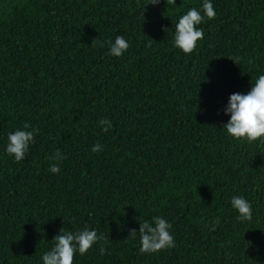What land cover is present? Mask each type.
Segmentation results:
<instances>
[{
    "label": "trees",
    "instance_id": "16d2710c",
    "mask_svg": "<svg viewBox=\"0 0 264 264\" xmlns=\"http://www.w3.org/2000/svg\"><path fill=\"white\" fill-rule=\"evenodd\" d=\"M212 2L185 54L175 25L203 0H0V264H42L61 229L86 227L105 239L73 264H264V143L223 128L229 95L264 74V0ZM25 122L35 144L16 162L7 135ZM154 216L175 246L142 253Z\"/></svg>",
    "mask_w": 264,
    "mask_h": 264
},
{
    "label": "clouds",
    "instance_id": "9594fccd",
    "mask_svg": "<svg viewBox=\"0 0 264 264\" xmlns=\"http://www.w3.org/2000/svg\"><path fill=\"white\" fill-rule=\"evenodd\" d=\"M175 4L176 0H169ZM160 0H152L153 5L159 4ZM216 11L212 0H203L201 8H190L181 15L175 25L174 46L181 49L185 54H191L197 47V42L204 38L203 28L198 27L208 20L214 19ZM109 54L121 57L129 49L130 44L122 35H118L115 40L108 41ZM224 114L230 115V119L224 124L227 135L237 140L248 142L260 141L264 143V74L259 75L250 90L246 93L234 92L228 97L224 106ZM101 130L108 132L113 123L107 118L99 121ZM36 129L32 128L30 122H25L22 128L11 131L7 135L5 152L13 157L16 162L24 160L35 144ZM103 146L99 143L92 146L93 152H100ZM66 157L59 149L55 156L50 159L57 161L50 165V171L58 174L61 171V164ZM231 206L238 213V219L242 222L252 221L253 206L243 196H232ZM172 224L161 216L152 217L151 221L140 222L139 234L141 248L140 251L156 253L165 248L175 246L174 235L171 232ZM135 229L131 234H135ZM102 234H98L94 228H84L76 233L64 232L62 229L53 238L55 241L52 247L43 253L42 264H73L74 255L86 254L93 245L104 240ZM105 249L102 247L101 252Z\"/></svg>",
    "mask_w": 264,
    "mask_h": 264
}]
</instances>
